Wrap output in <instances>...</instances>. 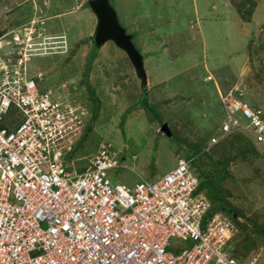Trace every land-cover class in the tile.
Masks as SVG:
<instances>
[{
	"label": "rangeland",
	"instance_id": "1",
	"mask_svg": "<svg viewBox=\"0 0 264 264\" xmlns=\"http://www.w3.org/2000/svg\"><path fill=\"white\" fill-rule=\"evenodd\" d=\"M110 2L144 58L146 80L113 41L98 47L90 39L97 18L88 0H0V36L34 18L45 21L46 35L67 36L65 52L32 56L27 69L41 90L87 111L69 166L82 171L104 143L125 165L110 172L112 181L134 186L140 175L153 181L180 158L194 157V173L207 180L201 191L212 186L215 206L245 217L234 251L264 264V146L254 153L248 141L231 136L206 150L225 119L219 90L237 89L264 110V0ZM93 100L99 106L90 130ZM164 122L172 137L161 132ZM187 244L175 237L170 250Z\"/></svg>",
	"mask_w": 264,
	"mask_h": 264
},
{
	"label": "built area",
	"instance_id": "2",
	"mask_svg": "<svg viewBox=\"0 0 264 264\" xmlns=\"http://www.w3.org/2000/svg\"><path fill=\"white\" fill-rule=\"evenodd\" d=\"M31 19L0 36V264H257L231 254L237 231L199 190L192 159L156 180L115 183L120 153L101 143L82 171L68 158L87 111L29 77L37 54L68 49ZM211 78V77H210ZM225 119L213 146L237 134L264 146V110L231 89L220 92ZM188 244L173 252V238Z\"/></svg>",
	"mask_w": 264,
	"mask_h": 264
},
{
	"label": "water",
	"instance_id": "3",
	"mask_svg": "<svg viewBox=\"0 0 264 264\" xmlns=\"http://www.w3.org/2000/svg\"><path fill=\"white\" fill-rule=\"evenodd\" d=\"M88 4L97 18V27L93 36L95 44L102 47L106 42L113 41L127 54L138 76L146 80L144 58L134 44L133 36L121 25L110 0H88ZM161 131L168 136L172 135L167 123H163ZM229 212L231 213L232 210ZM233 216L236 217L237 214L234 213Z\"/></svg>",
	"mask_w": 264,
	"mask_h": 264
},
{
	"label": "trees",
	"instance_id": "4",
	"mask_svg": "<svg viewBox=\"0 0 264 264\" xmlns=\"http://www.w3.org/2000/svg\"><path fill=\"white\" fill-rule=\"evenodd\" d=\"M87 6H89V4L87 3ZM90 39H93V35L91 36V38ZM97 56V53L95 54V56L94 57H96ZM84 83H85V85H86V89H87V91H88V93L89 94H92L93 93V91H92V89H91V86H90V84H89V82H88V79H87V75L85 76V78H84ZM93 95V94H92ZM92 97V96H91ZM94 102H93V104H94V109H93V111H92V115H91V117H90V119H88L87 121V128L88 129H92V125H93V121H94V119L96 118V112H95V107L97 108V106H99V102H97V105H96V102H95V100H93ZM252 105V104H251ZM254 106V105H253ZM255 107H257V106H255ZM228 139H230V138H228ZM233 139H241V140H246V141H248L250 144H251V146H253L254 148V150H252V151H254V153H256V149H257V144H255L250 138H248V137H245L244 138V136H242L241 134H237V135H234V137H233ZM227 140V139H226ZM226 143V142H225ZM226 149H224V153H226V151H225ZM258 152V151H257ZM225 158V160H226V162H228V163H230V158L229 157H227V156H225L224 157ZM228 170V169H227ZM228 174V173H227ZM199 179H200V186H199V190L201 191L202 189H204L205 188V186L207 185V180L206 179H202L200 176H199ZM209 186V185H208ZM211 188H209V190H208V192L206 193L207 195H208V197L210 196V197H212V190H213V188H212V186H210ZM215 191V190H214ZM214 200L215 199H213V200H210L211 201V210H210V213H214V212H216V211H221V212H223L224 214H226L228 217H230V219L233 221V223H234V225L238 228V226H241L242 224H243V220H245V217L243 216V215H241V214H239L238 212H237V210H235L232 206H231V209H232V212L230 213L228 210H227V207H225V206H221L220 208H218L217 206H215V203H214ZM234 213H236L237 214V216L236 217H234L233 216V214ZM235 238V236L232 238V240H231V242H230V244H231V246H232V249H231V254L232 255H234V256H236V257H238L239 255H240V253L239 252H237V251H234V246H233V239ZM243 249V248H242ZM244 250L245 251H247L248 249L247 248H244ZM240 251H242V250H240ZM244 251V252H245Z\"/></svg>",
	"mask_w": 264,
	"mask_h": 264
},
{
	"label": "crops",
	"instance_id": "5",
	"mask_svg": "<svg viewBox=\"0 0 264 264\" xmlns=\"http://www.w3.org/2000/svg\"><path fill=\"white\" fill-rule=\"evenodd\" d=\"M164 123H166V122H164ZM169 126V125H168ZM161 130V129H160ZM162 132V131H161ZM172 132V131H171ZM163 133V132H162ZM163 134H165V133H163ZM168 136V135H167ZM173 136V133H172V135L170 136V137H172ZM192 156H195V154L193 155L192 154ZM194 157H191V158H187V159H193ZM182 158H180L179 160H181ZM179 160H178V162H179ZM177 162V163H178ZM142 178H145V179H148V178H146V177H144V176H142V175H140ZM160 176H157V177H155V178H153L154 180H156V179H158ZM140 178V177H139ZM149 180V179H148ZM216 192V191H215ZM205 195H207L205 192H203ZM207 197H208V195H207ZM209 198V197H208ZM214 199L216 200L217 198H215L214 197ZM232 210V209H231Z\"/></svg>",
	"mask_w": 264,
	"mask_h": 264
},
{
	"label": "clouds",
	"instance_id": "6",
	"mask_svg": "<svg viewBox=\"0 0 264 264\" xmlns=\"http://www.w3.org/2000/svg\"><path fill=\"white\" fill-rule=\"evenodd\" d=\"M94 36V35H93ZM161 129V128H160Z\"/></svg>",
	"mask_w": 264,
	"mask_h": 264
}]
</instances>
